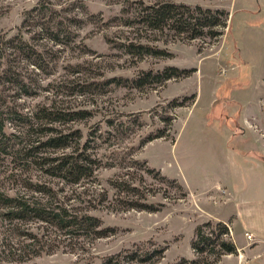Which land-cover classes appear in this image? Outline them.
<instances>
[{"label":"rangeland","instance_id":"374dc122","mask_svg":"<svg viewBox=\"0 0 264 264\" xmlns=\"http://www.w3.org/2000/svg\"><path fill=\"white\" fill-rule=\"evenodd\" d=\"M167 1L224 11L219 34L188 39L142 21ZM167 67L188 72L142 84ZM40 107L62 118L46 124L32 115ZM0 118V194L100 221L76 232L10 219L0 204V261L100 264L121 253L137 264L129 252L147 249V264H188L196 227L223 225L236 252L217 264H264V244L245 237L264 240V0H0ZM47 126L71 146L35 148ZM68 152L88 156L91 176L43 172L42 157Z\"/></svg>","mask_w":264,"mask_h":264},{"label":"trees","instance_id":"16d2710c","mask_svg":"<svg viewBox=\"0 0 264 264\" xmlns=\"http://www.w3.org/2000/svg\"><path fill=\"white\" fill-rule=\"evenodd\" d=\"M224 16L225 12L219 9L213 10L200 6L190 7L167 1L146 8L142 21L151 28L167 26L178 34H185L188 39H194L205 34L218 35L219 32L215 29L224 23ZM62 24L59 22L52 25L57 30V33ZM46 25L47 27H43V25L42 27L51 28L49 21H47ZM53 40L58 41L60 39L58 35H53ZM138 48L144 49L149 54H160L157 49L150 46L139 45ZM186 72L188 71L179 70L176 67H167L161 73L146 72L141 80L142 84L149 82L160 83L165 79L173 76L177 77ZM4 74H8L6 70ZM15 82L18 86L22 85V81H19L17 78ZM32 115H35L40 121H46V124H52L62 118L60 112L50 107H40ZM42 133L44 135L35 141L37 143L34 145L35 148L62 149L71 146L69 135L57 132L52 126L45 127ZM0 135L5 136L4 119L2 118H0ZM5 143L7 145L8 141H5ZM42 164L45 174L63 178L73 184L79 183L82 178H86L92 174L91 162L88 156L75 155L73 152H68L59 157H42ZM36 190L45 196L50 195V189L46 187L38 186ZM0 204L12 207L10 211L4 213L10 219L32 217L76 232L93 230L100 226V221L96 217L89 214H71L64 207L60 206L52 207L50 204L40 205L25 200L21 201L16 197L3 194H0ZM219 226L220 230L218 233L213 229L205 231L203 225L196 227L195 239L192 242V246L199 255L187 259L188 264H217L223 254L236 252V247L230 239H220V235L228 234V229L223 225ZM102 230L104 229L100 231ZM213 234L216 235L213 236ZM106 235L107 232L102 233L99 237ZM153 253V250L138 249L130 251L128 256H131V260L137 264H147L153 258ZM0 264L11 263L0 261ZM100 264H124L123 254L107 256Z\"/></svg>","mask_w":264,"mask_h":264},{"label":"built area","instance_id":"2783aa9c","mask_svg":"<svg viewBox=\"0 0 264 264\" xmlns=\"http://www.w3.org/2000/svg\"><path fill=\"white\" fill-rule=\"evenodd\" d=\"M245 237H246L247 241L264 244V240L256 239L253 235H251L249 233H246Z\"/></svg>","mask_w":264,"mask_h":264}]
</instances>
